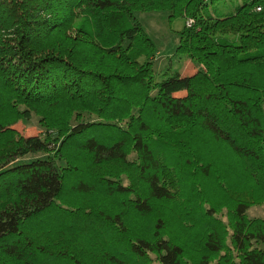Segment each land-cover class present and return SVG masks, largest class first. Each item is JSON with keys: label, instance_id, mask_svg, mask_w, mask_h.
<instances>
[{"label": "trees", "instance_id": "1", "mask_svg": "<svg viewBox=\"0 0 264 264\" xmlns=\"http://www.w3.org/2000/svg\"><path fill=\"white\" fill-rule=\"evenodd\" d=\"M164 8L189 19L191 75L154 72L135 12ZM34 114L45 135L12 127ZM71 150L86 162H62ZM69 184L119 207L62 203ZM252 186L264 197V0H0V264H264ZM159 202L175 231L157 213L131 234L126 212ZM74 229L104 247L92 263L64 242Z\"/></svg>", "mask_w": 264, "mask_h": 264}, {"label": "rangeland", "instance_id": "2", "mask_svg": "<svg viewBox=\"0 0 264 264\" xmlns=\"http://www.w3.org/2000/svg\"><path fill=\"white\" fill-rule=\"evenodd\" d=\"M135 15L141 22L145 33L152 39L157 47V53L153 60V69L155 74H160L167 70H170L171 72H179L182 75H191L195 73L197 66L191 61L187 54L182 53L177 49L179 45L180 30L183 28L184 22H189V19L187 20L185 16H182L180 13H175V11L170 8L141 10L136 11ZM180 93H184V91H181ZM91 117L95 116L92 114H84V118ZM12 124V127L24 136L36 134L45 135V131L40 124L39 117L35 114L32 115L30 119L18 118L17 121ZM172 124L174 132L171 131V134L174 133L179 136V133L177 132L181 129V120L173 119ZM190 125H193L192 128L196 126L194 123H190ZM196 132L197 131L195 130L193 134ZM171 134L170 136H166V138L174 140V135L172 136ZM42 155L43 153H39L37 157H42ZM68 155H70V158L65 157L63 153L61 161H66V163L69 162V164L74 162L84 164L86 162L82 152L71 150L70 154H67V156ZM31 156L32 155H27L26 157ZM97 169L102 171V167ZM130 169L131 168L128 169L124 166H120L118 168L119 171L127 172H130ZM131 174L135 176L133 171H131ZM240 198L247 202V204L250 203L249 208L246 210V215L248 217H264V197L260 195L259 190L253 189V186L251 188H247L246 190H242V196ZM61 201L65 204L79 205L83 208L94 209L93 207L102 206L110 212L119 207L117 203L112 202L110 196H107L104 193H76L73 192L70 184L64 191V199ZM156 206L158 208H156L155 213L152 212V215L148 216H140L132 211L126 212L125 225L131 234L139 232L138 230L146 224L151 225V221H153L152 218L153 216H156L157 213L161 214V216L167 220L170 230L175 231V225L179 218V210L177 207H173L171 202H159ZM120 209H122V207H120ZM63 216L65 221H69L68 215ZM217 216L223 220V222H226L228 219L226 208H223ZM194 226H196V224ZM94 240L95 239L93 237L84 233L80 229L67 231L64 235V242L68 244L69 247H71L83 261L88 263H92L94 261L93 259L97 256L95 253L96 250L104 249L103 246L95 244ZM260 247L264 248V242L260 244ZM154 264L157 263L155 262Z\"/></svg>", "mask_w": 264, "mask_h": 264}, {"label": "bare ground", "instance_id": "3", "mask_svg": "<svg viewBox=\"0 0 264 264\" xmlns=\"http://www.w3.org/2000/svg\"><path fill=\"white\" fill-rule=\"evenodd\" d=\"M190 23V22H189Z\"/></svg>", "mask_w": 264, "mask_h": 264}]
</instances>
